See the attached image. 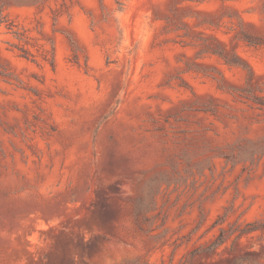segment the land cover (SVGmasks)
Returning <instances> with one entry per match:
<instances>
[{"label":"rangeland","instance_id":"rangeland-1","mask_svg":"<svg viewBox=\"0 0 264 264\" xmlns=\"http://www.w3.org/2000/svg\"><path fill=\"white\" fill-rule=\"evenodd\" d=\"M0 264H264V0H0Z\"/></svg>","mask_w":264,"mask_h":264},{"label":"trees","instance_id":"trees-1","mask_svg":"<svg viewBox=\"0 0 264 264\" xmlns=\"http://www.w3.org/2000/svg\"><path fill=\"white\" fill-rule=\"evenodd\" d=\"M231 63V62H230ZM234 64V63H233Z\"/></svg>","mask_w":264,"mask_h":264}]
</instances>
